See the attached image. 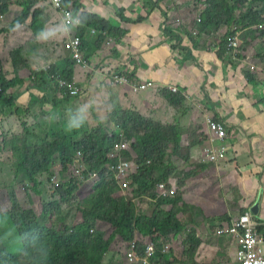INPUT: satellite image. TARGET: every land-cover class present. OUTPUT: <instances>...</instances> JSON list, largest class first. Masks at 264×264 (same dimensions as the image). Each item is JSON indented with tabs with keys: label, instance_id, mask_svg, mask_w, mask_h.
<instances>
[{
	"label": "crops",
	"instance_id": "crops-1",
	"mask_svg": "<svg viewBox=\"0 0 264 264\" xmlns=\"http://www.w3.org/2000/svg\"><path fill=\"white\" fill-rule=\"evenodd\" d=\"M10 1L0 29L6 28L4 23L10 25L24 11L18 4L19 0ZM76 1L81 10L110 21L111 27L121 31L122 41L107 44L108 36H104V40L99 42V34L88 30L84 35L85 64H74L63 42L77 34V27L64 25L59 12L43 0L33 4L23 23L5 34L8 52L19 49L30 68L21 69L28 73L25 77L19 75L25 83L22 88H16L20 94L17 99L30 94L34 103V99L38 101L50 94L52 100L57 99L59 104V101L64 102L62 90L50 93L51 82L46 78L47 73L44 79L30 78V70L39 73V70L49 69L51 59V64L57 68L64 66L67 73L71 70L73 81L83 88L84 99L94 102L90 105L94 107L96 117H109L114 107H120L136 110L162 124H177L181 133L203 126V130H199L191 140L184 142L183 139L181 143L182 147H189L192 158L198 155L199 160L205 161L200 172L206 173L199 187L196 183L201 178L194 177L185 182V205L192 209L200 206L207 213V220L211 223L220 221L218 227H222L233 218L252 212L258 204L259 215L256 217L263 225L264 80L262 74L251 68L256 64L262 65L263 57H255L254 50L250 48L234 51L233 58L221 57L216 47L220 40L216 36L225 35L228 29L202 36L194 43L193 38H188L183 32L194 34L196 18L189 21L180 16L182 25L168 34L163 30V17L172 13L171 7L176 4L174 0ZM36 9H40L39 22L34 24ZM177 31H181L183 36ZM248 31L242 32L241 36ZM179 44L185 49H180ZM113 73H130L135 80L151 81L155 86L137 92L129 85L110 82L109 76ZM247 73L256 74L252 82ZM172 86L179 91L169 90ZM164 92L180 96V107L176 108ZM207 114L221 117L229 130L225 142L228 154L218 163L208 161L204 155L205 149L211 145L205 123ZM204 133L207 140L203 141ZM216 146H221V143H216ZM205 192L210 197L216 195L207 204L198 201ZM238 248L236 244V257Z\"/></svg>",
	"mask_w": 264,
	"mask_h": 264
},
{
	"label": "trees",
	"instance_id": "trees-1",
	"mask_svg": "<svg viewBox=\"0 0 264 264\" xmlns=\"http://www.w3.org/2000/svg\"><path fill=\"white\" fill-rule=\"evenodd\" d=\"M39 1L42 0H19L18 4L24 9L22 15L8 27L0 29V34H7L23 23L33 4ZM196 1L204 7L199 10L194 21L196 31L194 34L183 32L188 38H193L194 43L201 40L202 36H211L222 29H228L225 35L217 36L216 39L220 42L216 44V47L221 57L230 58L234 54V49L229 46V42L237 33L249 30L246 39H241L239 51L248 49L247 46L254 40H261V37L264 39V8L260 10L256 7V4H264V0ZM10 4V0H0V14L5 15ZM34 12L35 24L39 22L40 9ZM74 12L82 21V25L76 29L77 34L82 38L89 28L100 32L99 42L104 40L103 33L121 38V31L111 27V22L107 19L81 10L77 5ZM165 31L168 34L174 32L171 28ZM36 33H38L37 30ZM179 47L185 49V46L181 44ZM261 49L264 50V43ZM261 56L264 58V54ZM12 57L15 72L22 67V69L29 68L22 59L19 49L12 51ZM253 71L261 74L259 69ZM30 72V78L36 76V79L38 77L44 79L47 73L49 76L65 77L73 81L71 70L67 73L64 71V66L57 68L56 65H52L46 73L31 70ZM122 74L127 75L132 82L140 83L130 73ZM247 75L251 77V82L256 76L255 73H247ZM24 83V79L20 76L7 79L0 73V119L9 115L19 117L30 115L28 107H22L15 102L20 95L15 89L22 88ZM61 90L64 100H72L76 97L66 89L61 88ZM164 96L176 108L180 107L182 101L180 96L169 92H164ZM56 101L58 103L57 99ZM33 102L36 103L37 100L34 99ZM218 119L225 123L221 117L218 116ZM109 120L114 124V129L108 131L100 125L95 132L88 133L78 142L64 143L62 147L57 148L56 159L59 160L63 171L67 172L71 178L56 187V194L64 202H70L75 194L81 196L80 199L74 200H77V209L81 213L82 222L72 224L68 219L69 211L62 208L58 199L44 203L40 212L37 213L35 206L37 204L33 198H25L24 195L20 197L17 196V192V194L12 192L10 194L12 209L0 212V240L2 241L0 264H105L106 254L111 250L116 238L130 244L142 237V240L146 242L142 244L143 241L140 240L141 243L138 241L139 253L142 254L146 243L152 241L157 249L156 258L159 264H176L178 260L173 251L163 252L164 245L167 243L183 241L185 254L195 257L203 240L199 238L196 228L189 232L186 240H181L187 229V223L183 219L187 211L178 210L179 196L176 194L171 199L159 198L156 191V184L159 182L170 185L169 180L174 171L173 158L175 155L181 156L179 150L182 148L183 137L179 127L177 124H162L143 116L136 110L120 107L113 108ZM199 130H203V126L197 128L194 135L199 133ZM35 134L30 131L19 143H13V153L17 157L14 177L20 183L24 182L27 186L30 184L39 196L38 155L44 150L42 147L48 143L46 136L42 133ZM63 136L54 134L55 141L66 140ZM202 136L203 141L207 140L205 133ZM121 140L129 143V148L123 152V157L134 163L128 177L133 197L149 199L154 204L153 209L149 211L143 208L141 212L139 210L141 206L133 201V198L117 194L118 184L114 175L108 173V165L117 162V159L109 158V154L114 144ZM79 152L83 155L86 165L81 175H78L77 169H73L74 159ZM189 157L191 154L188 153V156H183V159L190 161ZM49 164L52 165L51 162ZM95 172L100 175L98 182L85 186L81 180H88L89 174ZM195 175L196 172H192L188 176ZM187 222L197 224V221L192 218ZM100 224L111 228L110 236H107V232L100 228ZM260 232L264 235V224L261 225Z\"/></svg>",
	"mask_w": 264,
	"mask_h": 264
},
{
	"label": "rangeland",
	"instance_id": "rangeland-1",
	"mask_svg": "<svg viewBox=\"0 0 264 264\" xmlns=\"http://www.w3.org/2000/svg\"><path fill=\"white\" fill-rule=\"evenodd\" d=\"M174 1L176 4L171 8L173 9L175 15L184 18L186 17L185 19H188L189 21L195 19L199 14V10L204 8L199 5L196 0ZM256 7L261 10L264 8V4H256ZM174 8L176 9V11H178V13H176ZM7 25V23H4L3 26L7 27ZM246 34L241 36L242 40L246 39ZM6 40L7 38H5V34H1L0 73L4 74L7 79L14 78L16 76H19L20 74L25 77L28 71L21 70L23 67L18 72H15V69L12 65V52H8ZM263 40V37H261V40H254L253 43L247 46L252 51L254 50L255 57L256 55L264 54V50L261 49L262 44L264 43ZM63 44H65V41L63 42ZM49 60V66H52V60ZM258 66H260L264 70V63ZM47 70L48 68L46 70H39L38 72ZM262 76V80H264V74H262ZM35 78L36 77L34 76L32 79ZM46 78L51 82L50 91L52 90V92L50 93H58V91L61 90L58 82L55 79H50L48 75L46 76ZM38 79L43 78L38 77ZM79 89L80 92L76 94V97L74 99L64 100V102L59 101L60 104L54 103L56 99L52 100V96L50 94H48L47 98L40 97L38 101L33 104L32 97H30V94H27L25 97L22 96L21 98L16 99L15 102L22 107H28L30 109L29 116L19 117L17 115H9L0 119V212H7L12 209L13 203L10 194L12 192H17V196L19 195L20 197H22L24 195L23 197L25 198H33L35 200L37 204L35 205L37 213L40 212L44 203H49L54 201L55 199H58L62 204V208L69 211L68 219L72 224L82 222L81 213L77 209V200H74L76 198L80 199L81 196L79 194H75L74 199H71L70 202H64L60 200V196L56 194V187L60 186L63 182L68 181L71 178L67 172L63 171L59 160L56 159L57 148L62 147L64 143L78 142L88 133L95 132L99 128V124H102V126L105 127V129L108 131H110V129H114V126L112 123H110L109 117L105 116L101 118L95 116V109L94 107H92V105H90L94 102H91L89 98L84 99L83 88L79 87ZM83 103L86 104L84 105ZM70 126H74V128L69 129ZM30 131L36 133L35 135L42 133L43 136H46L47 143L49 144L45 145V147H42V149L44 150L41 151L38 155L39 165L37 178L39 180V196L31 188L30 184L27 186L24 182L20 183L14 177L17 157L13 153V143H19L23 137L30 133ZM194 133L195 131L193 130H190L187 133H181L184 142H186L187 139L191 140L192 136H194ZM54 134H60L62 136L64 135L63 138L65 137V139L68 141L60 140L59 142H57L55 141ZM179 153L181 154V156L175 155L173 158L174 171L170 177L169 183L177 190V196H179L180 199L178 210L187 211V213L185 212V214L183 215V219L187 223V229L185 233H183V237L181 240H186L189 232L193 228H196L199 238L203 240V244L198 249L195 257H189L185 254L183 241L175 242L173 244L167 243L166 245H164L163 252L173 251L174 254H176L178 257V260H176V264H240L234 252L237 242L234 241V239H232L231 237L218 235V226L221 224V222L218 221L216 223H211L209 220H207V213L201 210L200 206L192 209L191 206L189 207L185 205V182L194 177L198 178L199 180L201 178V180L196 183L197 187L200 186V182L204 179V176L206 174H201L200 172L202 167L201 165L205 163V161L201 159L199 160L198 155L195 159L192 158L189 147H182L181 150H179ZM188 153L191 154V157H189L191 158L190 161H186L185 159H183V156L187 157ZM50 162L52 163L51 166L49 164ZM84 166V160L79 158L77 153L74 159L73 169H82ZM192 172H196V175L188 176ZM199 173L202 175V177H199ZM96 180L97 179L94 178L92 180L81 181L85 186H89L91 184H94L95 182H98V180ZM117 183L119 182L117 181ZM27 187L28 189L26 190ZM117 191V194L121 196L125 195L127 197L133 198V201H135L142 207H140L139 209L141 212L143 208L149 211L154 207V204L147 198H134L131 188L126 190L125 194H123L124 191L120 190V187ZM215 197L216 195L210 197L206 195L205 192V194L198 198V201L200 203L207 204L208 201L214 199ZM204 216L205 219H203ZM72 217H74V219H72ZM191 218L195 219L197 221V224H190L189 222H187L190 221ZM258 218L256 217L257 220ZM100 228L107 232V236L111 235L112 230L109 226L100 224ZM138 239L143 241L142 244H145L146 240H142L143 237L142 239ZM147 239L148 241H151L149 240V238ZM140 240L138 241L141 243ZM0 243H2L1 240ZM148 243L153 242L151 241ZM127 250L128 244L123 243V240H121L120 238H116L113 242L111 250L106 254L105 264H124L125 254Z\"/></svg>",
	"mask_w": 264,
	"mask_h": 264
},
{
	"label": "built area",
	"instance_id": "built-area-1",
	"mask_svg": "<svg viewBox=\"0 0 264 264\" xmlns=\"http://www.w3.org/2000/svg\"><path fill=\"white\" fill-rule=\"evenodd\" d=\"M48 5L53 7L61 15V19L67 27H79L82 25L81 18L75 14L74 8L77 5L76 0H43ZM4 14H0V22L3 21ZM182 25L181 17L176 16L175 13H166L163 17V30L165 29H175L174 32ZM262 28V26H260ZM93 34H99L98 30L89 28L88 29ZM178 35L183 36L181 31L176 32ZM242 33V32H241ZM241 33H237L236 36L232 37L229 42V46L237 51L241 45ZM103 35L108 36L106 33ZM122 41V38H116L108 36L106 39L107 44H118ZM64 47L69 50L72 61L77 64H85L84 51L85 42L84 38L78 34L73 35L69 38ZM253 70H260L264 74L263 68L258 65L252 67ZM55 79L62 89L68 90L71 94L76 95L80 92L78 85L74 81H70L67 78H60L58 76H50ZM109 81L113 84H123L129 85L134 91H145L149 88L155 86V83L151 81L134 83L131 79L122 73H113L109 76ZM169 90L173 92H178L177 87H169ZM205 123L207 127V132L209 135V141L211 145L205 149L204 155L208 161L218 163L221 159L226 158L228 154V147L225 145L229 137V130L225 123L218 119L215 114H207L205 117ZM216 143H221V146H216ZM129 143L125 140H121L114 144L113 150L109 154V158L117 159L115 164L108 165V173L114 175L115 181L120 187L121 191H125L130 188V181L128 177L130 176V169L134 163L126 160L123 157V152L128 150ZM79 158L84 159L83 155L79 152ZM86 168V165L80 169L78 168V175ZM100 179L99 173L95 172L89 174V179ZM156 191L159 198L171 199L177 194L175 187L170 186L166 182H159L156 184ZM261 223L256 219L253 212H246L232 219L227 225H223L218 229L219 236H227L234 239L237 242L239 248L237 252V258L240 264H264V235L260 232ZM93 233V230H91ZM156 247L154 243H148L145 245V249L142 254L139 253L138 241H133L128 244V250L125 254L124 264H159L156 258Z\"/></svg>",
	"mask_w": 264,
	"mask_h": 264
},
{
	"label": "water",
	"instance_id": "water-1",
	"mask_svg": "<svg viewBox=\"0 0 264 264\" xmlns=\"http://www.w3.org/2000/svg\"><path fill=\"white\" fill-rule=\"evenodd\" d=\"M252 212L254 213L255 216H258L259 215V205L258 204H256L253 207Z\"/></svg>",
	"mask_w": 264,
	"mask_h": 264
},
{
	"label": "clouds",
	"instance_id": "clouds-1",
	"mask_svg": "<svg viewBox=\"0 0 264 264\" xmlns=\"http://www.w3.org/2000/svg\"><path fill=\"white\" fill-rule=\"evenodd\" d=\"M74 128V126H70V128L69 129H73Z\"/></svg>",
	"mask_w": 264,
	"mask_h": 264
}]
</instances>
